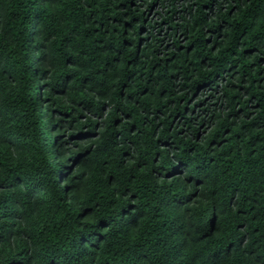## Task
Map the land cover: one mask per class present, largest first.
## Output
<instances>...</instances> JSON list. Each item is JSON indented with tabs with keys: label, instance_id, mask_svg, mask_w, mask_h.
Segmentation results:
<instances>
[{
	"label": "clouds",
	"instance_id": "obj_1",
	"mask_svg": "<svg viewBox=\"0 0 264 264\" xmlns=\"http://www.w3.org/2000/svg\"><path fill=\"white\" fill-rule=\"evenodd\" d=\"M0 264H264V0H0Z\"/></svg>",
	"mask_w": 264,
	"mask_h": 264
}]
</instances>
